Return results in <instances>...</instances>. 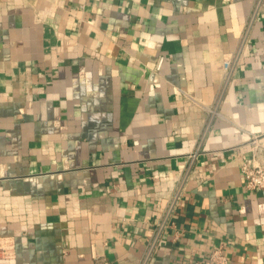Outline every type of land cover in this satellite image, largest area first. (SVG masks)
<instances>
[{"label":"crops","instance_id":"0c3cea01","mask_svg":"<svg viewBox=\"0 0 264 264\" xmlns=\"http://www.w3.org/2000/svg\"><path fill=\"white\" fill-rule=\"evenodd\" d=\"M254 0H0V264H264V5ZM233 62L231 71L224 63ZM208 130H206L207 125ZM206 131V132H205Z\"/></svg>","mask_w":264,"mask_h":264},{"label":"built area","instance_id":"2783aa9c","mask_svg":"<svg viewBox=\"0 0 264 264\" xmlns=\"http://www.w3.org/2000/svg\"><path fill=\"white\" fill-rule=\"evenodd\" d=\"M253 5V11L249 19V24L254 22L260 8L264 5V0H254ZM232 68L233 62L231 60H228L224 63V69L226 71H231ZM208 126L209 124L207 125L206 130H208ZM201 156V144H199L196 149L191 154H189L187 158L188 163L185 169L172 178L170 181V186L159 194L161 198L165 199L166 204L161 217L155 224L154 236L147 246L145 255L139 264L150 263L158 248L163 233L168 228L175 227V215L184 199L187 186L192 180L194 167ZM241 170L246 178L245 188L247 190L264 192V164H259L256 162V155L253 154L251 157H244ZM226 248L227 247L224 243H221L219 246L215 247L204 260V264H230V260L226 254ZM14 256L15 242L8 238L0 239V258L12 259Z\"/></svg>","mask_w":264,"mask_h":264}]
</instances>
